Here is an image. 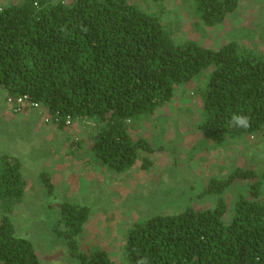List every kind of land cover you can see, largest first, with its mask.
Listing matches in <instances>:
<instances>
[{
	"label": "trees",
	"instance_id": "1",
	"mask_svg": "<svg viewBox=\"0 0 264 264\" xmlns=\"http://www.w3.org/2000/svg\"><path fill=\"white\" fill-rule=\"evenodd\" d=\"M185 2L195 24L207 27L227 21L240 5V0ZM202 77L195 92L204 137L223 146L264 132V53L256 47L238 40L218 49L195 40L177 42L159 14L129 0L0 5V87L6 98L29 95L61 122L70 117L89 126L95 162L109 172L129 170L142 150L166 149L134 139L132 129ZM233 113L247 115L250 127H231ZM150 165L145 157L142 167ZM22 167L18 156L0 154V264H42L34 243L17 233L13 216L27 185ZM39 177L46 195L58 203L55 208L51 200L40 201L56 211L49 215L56 218L52 232L77 264H116L102 248L81 249L93 207L57 199L49 173ZM237 180L253 182L228 203L224 195ZM211 195L217 196L210 198L212 206L193 205ZM124 257L126 264L141 258L148 264H264V169L236 167L225 179L211 178L182 210L134 222Z\"/></svg>",
	"mask_w": 264,
	"mask_h": 264
},
{
	"label": "rangeland",
	"instance_id": "2",
	"mask_svg": "<svg viewBox=\"0 0 264 264\" xmlns=\"http://www.w3.org/2000/svg\"><path fill=\"white\" fill-rule=\"evenodd\" d=\"M18 1L0 0V5L7 6ZM129 1L159 14L161 21L171 30L177 42L195 40L206 47L218 49L230 40H238L264 53V0H241L239 11L225 26L232 23L228 26L230 28L233 24L242 23L246 27L234 30L232 27L226 30L225 26L212 29L204 26L202 22L196 25L197 17L194 16L193 10L188 12L190 10L185 0ZM204 81L203 77L194 79L188 86L181 87L171 102L160 108L155 116L132 129L134 139H147L155 148L164 145L166 149L153 153L140 151L135 165L123 173L115 174L101 165H90L87 157L91 156L88 154L81 157V154L85 153H81V148L72 151L83 139V133L90 136L89 126L74 121L69 128L70 133H64L66 136L63 132L56 133V141L48 146L51 147L50 152L58 150L61 154H57L56 159L59 158V161L65 164L67 169L62 173L63 179L69 175L70 181L68 192H62L65 189H60L56 195L59 199L68 195L72 200L93 207V216L81 237L83 251L102 248L116 264H126L124 245L134 222L155 213L182 210L190 198L208 188L211 178L225 179L236 167H249L257 171L264 169V132L244 138L234 137L230 139L229 144L220 146L204 137L199 130L202 104L195 90ZM4 103L6 96L0 93V112ZM2 126H7V122L2 123ZM2 126L0 154L18 156L23 165L22 171L28 180L26 173L32 176L36 170L38 172L42 168L38 154L44 155L46 145L38 137H32L30 145L21 144L13 129ZM28 132H33V129L30 128ZM87 135L83 140L90 141L91 138ZM86 146H89L88 142ZM66 149L70 151L68 156L64 155ZM62 150L64 154L61 153ZM145 157L151 161V165L146 169L142 167ZM251 182L253 181L237 180L233 183L224 195L228 203L235 199L239 192H248V184ZM33 185L29 186L25 202L18 205L13 213L17 233L34 243L42 264H77L62 240L52 232L56 218H50L49 215L56 211H48L46 206L38 201L42 194L36 191V184ZM212 196L217 197L211 195L199 198L201 203L194 199L193 205L210 207ZM56 201H52L55 208L58 207ZM225 220H230V214L225 216Z\"/></svg>",
	"mask_w": 264,
	"mask_h": 264
},
{
	"label": "crops",
	"instance_id": "3",
	"mask_svg": "<svg viewBox=\"0 0 264 264\" xmlns=\"http://www.w3.org/2000/svg\"><path fill=\"white\" fill-rule=\"evenodd\" d=\"M240 5H241V0H240ZM240 5H239V8H238L237 12L240 9ZM228 20L225 21L222 24H219V25H216V26H213V27H210V28L213 29V28H216V27L225 26V24L228 23ZM231 24H228V26H230ZM228 26H225L226 30H229L231 27H232L233 30L236 29V28L246 27V26L242 25V23L233 24V26H231L230 28H228ZM0 93L2 95H6L5 91L3 90L2 87H0ZM2 107H3V110L0 112V126H2V123L7 122V126H2V127H7L9 129H13L12 131H14L16 133V137L18 138V140H19V142L21 144H24L26 146L30 145L31 144L30 139L32 137H38V138L41 139L42 143L46 145L44 147V150H45L44 151V155L41 154V153L38 154L39 155L38 159H41V165H42V168L40 169V171H38L39 173L37 172V170H36V173H34L32 176H30V175H28L26 173V175L28 176V180H26L27 185H26V188H25L24 200H23L22 203L25 202V199H26V196H27V193H28V189H30L29 186H31V185L34 186L33 184H36V186H37L36 191H38L39 194H42V198L46 197L47 201H49V200L54 201V199H53L54 196L46 195V191H45V189L43 187L42 181L40 180L39 174H40V172L43 171V169L46 172H48L50 177H51V182L56 188L55 195H56L57 192L60 191V189L61 190L65 189L62 192L67 193L68 189H69V185H70L69 175L67 176V178L63 179L64 176L62 174L63 171H66L67 168H66V166H64L65 164H63L61 161H59V158L56 159V155L57 154L61 155V154H59V151L58 150H52L50 152L51 147H49V146L51 145V143L56 141V138H55V137H57L56 133L63 132V134L64 133L68 134V133H70V130L69 129H64V127H60V126H54V125L45 124V122L43 120V112L41 110L31 109V110L26 111L25 113L14 114L9 109V107H8V105L6 103H4ZM1 119H4V120H1ZM31 124H34V126H32ZM30 128L33 129V132H28V130ZM140 131H141V129L139 130V132ZM82 132H84V131H82ZM86 135H87V133H83L81 137H83V139H84V137H86ZM87 137H88V135H87ZM145 137H147V136L145 135ZM83 139H81V142H79L77 144L76 148L72 149V151L73 150L74 151H76V150L78 151L81 148V153H84V151H85L84 154H81V157L82 156H86L88 154H89V156H91V157H87L88 163L90 165L91 164H93V165L94 164L95 165L96 164L101 165L100 163L95 162V159H94V156H93V153H92V146L93 145H92L91 139H90V141L87 140V139L86 140H83ZM60 142L62 143V140H60ZM87 142H88L89 146H86ZM60 149H63V148H60ZM69 152L70 151L67 150V152H65V154H64V150L61 151V153H63L66 156H68ZM42 155L45 156V158H43ZM89 159H91V161H89ZM102 168H104V167L102 166ZM54 170H55L56 175H54ZM59 172H60V174H59ZM23 174L25 176L24 172H23ZM60 175H61V177H60ZM25 179H26V177H25ZM59 184L61 185L60 187H59ZM38 193H36V194H38ZM66 198L71 199L68 195L64 196V199H66ZM57 199H59V197H57ZM64 199H60V200H64ZM41 200L42 199H39V197H38V201L40 202Z\"/></svg>",
	"mask_w": 264,
	"mask_h": 264
},
{
	"label": "built area",
	"instance_id": "4",
	"mask_svg": "<svg viewBox=\"0 0 264 264\" xmlns=\"http://www.w3.org/2000/svg\"><path fill=\"white\" fill-rule=\"evenodd\" d=\"M6 104L14 114L25 113L31 109L41 110L43 112V120L48 125L63 126L65 129H69L74 124V121L70 117L61 122L59 116L51 115L41 103L32 100L29 95L17 97L8 96L6 98Z\"/></svg>",
	"mask_w": 264,
	"mask_h": 264
},
{
	"label": "clouds",
	"instance_id": "5",
	"mask_svg": "<svg viewBox=\"0 0 264 264\" xmlns=\"http://www.w3.org/2000/svg\"><path fill=\"white\" fill-rule=\"evenodd\" d=\"M228 124L233 128H244L250 127V118L247 115L233 113L228 121ZM137 264H148L145 258H141L137 261Z\"/></svg>",
	"mask_w": 264,
	"mask_h": 264
}]
</instances>
